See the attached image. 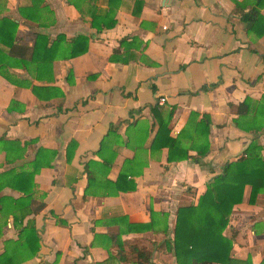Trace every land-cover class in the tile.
<instances>
[{
  "label": "crops",
  "instance_id": "obj_1",
  "mask_svg": "<svg viewBox=\"0 0 264 264\" xmlns=\"http://www.w3.org/2000/svg\"><path fill=\"white\" fill-rule=\"evenodd\" d=\"M136 1L121 0L114 26L97 32L84 11L90 5L102 13L104 0L81 1L82 12L67 0H0V19L16 24L18 45L30 47L38 33L88 38L83 53L53 61L49 80L32 78L13 57L0 73V174L25 167L39 148L54 153L38 160L47 161L32 176V206L39 208L23 220H32L39 249L18 264H136L134 248L147 251L138 259L147 257L144 264H175L163 240L171 237L176 208L194 204L252 138L264 157V127L245 130L258 116L253 105L264 104V3L248 30L241 14L257 0ZM23 6L33 8L29 16L19 14ZM0 49L6 54L7 47ZM33 84L46 89L33 91ZM246 98L251 110L237 116ZM152 108L163 119L171 111L168 136L180 135L184 160L168 159L165 139L151 145L158 130ZM201 115L209 118L203 156L191 149ZM125 180L135 188L120 191ZM107 182L120 189L111 185L116 193L104 194ZM250 190L232 207L223 233L231 237L233 257L259 264L264 191L247 204ZM20 194L8 185L0 191ZM150 212L168 214L167 233L160 225L123 232L121 253L107 236L126 229L121 217L149 222ZM17 231L7 216L0 254Z\"/></svg>",
  "mask_w": 264,
  "mask_h": 264
},
{
  "label": "trees",
  "instance_id": "obj_2",
  "mask_svg": "<svg viewBox=\"0 0 264 264\" xmlns=\"http://www.w3.org/2000/svg\"><path fill=\"white\" fill-rule=\"evenodd\" d=\"M69 4L78 11L82 12L80 5L83 0H67ZM105 9L102 13H97V9L93 6L86 5L85 13L89 16V24L100 32L104 29H109L115 23V10L121 0H104ZM141 3L140 0L136 1ZM264 3V0H257L246 13L241 14V18L247 23L248 30L254 28L255 19L258 15L257 7ZM33 11L32 7L19 8V14L29 16ZM16 24L6 18L0 19V45L7 47L6 54L0 49V73H3L4 65L12 63L9 57L15 58L17 65L31 75L32 78L42 81L49 80L51 76V67L54 60L69 59L78 54L83 53L87 49L88 38L85 35H77L70 39H66L64 34H57L50 39L48 34L38 33L30 47L21 46L15 43ZM212 86L209 85L208 88ZM46 89L45 86L31 85V90ZM206 89V86L203 87ZM251 110L249 99H243L236 107L237 116L246 115ZM252 111L257 113V117L252 125L247 126L245 130L252 129L259 131L264 127V104H255ZM152 114L158 121V130L152 139L151 145L159 140L165 139V146L168 147V159H182L188 157L187 150L178 146L180 135L174 138L168 136L169 129L168 121L171 111L163 119L155 113V108H152ZM196 113H192L194 115ZM261 118V119H260ZM234 122L240 126V120L235 119ZM209 118L206 115H201V119L194 124L193 132L196 134L197 142L191 146V149L196 150L197 155H205L207 149L206 135L208 130ZM48 152L52 155L53 151L38 149L36 157L27 162L25 167H21L18 171L10 169L7 172L0 174V191L5 185L17 190L21 193L16 198H11L5 195H0V217H3L2 224L5 223L7 216H12L14 226L18 229L16 240H6L3 242L4 251L0 254V264H18L21 261L28 260L38 251V236L34 229L32 220H28L23 225V220L28 215L37 211L39 204L32 206V193L34 186L32 176L38 170L39 166L47 164V161L38 162L42 154ZM50 158V160H51ZM49 164V162H48ZM126 177L122 173L120 177ZM126 185L121 183L105 184L104 194L116 193L120 191L133 190L135 184L131 180H125ZM92 183H89V187ZM113 185L116 191H112L110 186ZM250 186L251 190L248 195L247 204H253L255 195L264 191V157L261 154V148L257 144L255 138H252L247 144L246 149L240 157L233 161L225 162L221 171L211 178L206 185V189L201 193L194 204L178 206L175 210L174 225L171 230V237L165 238L163 243L170 253L175 264H251L249 257L244 259L235 258L232 256L231 237L224 235L223 230L228 224L231 209L234 205L242 200V194L246 186ZM167 213L150 212L149 222H127L125 216L126 229L122 232L118 231L107 236L110 240L116 242V246L122 253L123 246L119 241V236L123 232H143L153 230L155 226L160 225L161 231L167 233ZM0 224V225H2ZM95 237V234H94ZM137 251L136 264L147 263L138 260L145 250ZM38 264H54L53 263H38ZM259 264H264V256Z\"/></svg>",
  "mask_w": 264,
  "mask_h": 264
},
{
  "label": "built area",
  "instance_id": "obj_3",
  "mask_svg": "<svg viewBox=\"0 0 264 264\" xmlns=\"http://www.w3.org/2000/svg\"><path fill=\"white\" fill-rule=\"evenodd\" d=\"M163 101V98L158 99V103H161Z\"/></svg>",
  "mask_w": 264,
  "mask_h": 264
}]
</instances>
